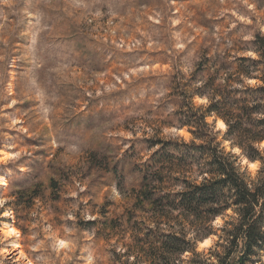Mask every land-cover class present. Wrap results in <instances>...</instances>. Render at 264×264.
Wrapping results in <instances>:
<instances>
[{
  "label": "rangeland",
  "instance_id": "obj_1",
  "mask_svg": "<svg viewBox=\"0 0 264 264\" xmlns=\"http://www.w3.org/2000/svg\"><path fill=\"white\" fill-rule=\"evenodd\" d=\"M257 31L264 0H0V264H108L88 217L124 220L149 146L191 139L173 88Z\"/></svg>",
  "mask_w": 264,
  "mask_h": 264
},
{
  "label": "trees",
  "instance_id": "obj_2",
  "mask_svg": "<svg viewBox=\"0 0 264 264\" xmlns=\"http://www.w3.org/2000/svg\"><path fill=\"white\" fill-rule=\"evenodd\" d=\"M239 44L242 46L236 42L237 48H234V41L226 40L216 46L217 52L212 55L204 51L182 87L173 88L182 97L175 111L178 128L186 127L191 139L158 138L149 146L151 149L156 147V151L139 168L141 180L137 189L132 188V207L125 211L124 220L122 218L117 223L103 215L101 220L89 221L96 231L101 228L102 231L98 232L110 247L108 264H177L178 259L183 264H192L193 261L196 264H220L225 257L224 264H256L260 257H264V172L259 170L264 167V148L260 147L264 140V33L257 31L252 39ZM219 46L224 49L220 50ZM176 75L180 74L177 72L173 77ZM194 97L205 99L206 103L195 105ZM208 117L224 123L223 140L212 136L218 131L213 130ZM224 139L231 150L238 149L239 157L248 162L259 161L253 176L249 171L243 176L237 171L242 169L239 163L224 159L225 153L218 147ZM193 174L204 176L209 183L227 179V183L233 186V193L237 188V196L227 198L231 201L227 207L220 199L206 201L198 206L199 217L197 211L183 206L173 208V204L180 203L179 197L184 196L181 203L196 209L195 202L199 204L225 185L223 181L218 182L204 189L199 196L187 194L201 186L193 182ZM181 187L184 191L177 193L175 190ZM173 196L177 199L170 204ZM217 208L223 212L216 211ZM229 208L238 211L234 220L225 222L231 227L222 231L226 235L231 233L236 245L235 242L225 244L214 253L209 249V256L205 258L197 251L194 239L187 237L189 233L194 237L203 235L201 225H208L205 216L221 217ZM170 210L177 213L175 220L170 219ZM185 213L188 219H185ZM151 224L156 227H150ZM160 225L172 230L166 232ZM182 231L183 235H178ZM216 232L209 228L208 236L216 235ZM217 238L219 245L220 238ZM244 240L245 246L241 248ZM120 247L125 248L123 253L117 250ZM180 249L183 251H176ZM187 252L192 254L185 256ZM127 257L134 258L127 261Z\"/></svg>",
  "mask_w": 264,
  "mask_h": 264
},
{
  "label": "clouds",
  "instance_id": "obj_3",
  "mask_svg": "<svg viewBox=\"0 0 264 264\" xmlns=\"http://www.w3.org/2000/svg\"><path fill=\"white\" fill-rule=\"evenodd\" d=\"M249 7H251V5H249ZM246 39H247V37H246ZM178 47L183 48L184 45H178ZM247 55L251 56L252 53L249 52V53H247ZM191 71H192V68H190V67L185 69V72H191ZM237 86H239V85H237ZM199 103H205V101H202L201 100V101H199ZM222 128H224V127H222ZM146 131L148 132L149 135H151V129H146ZM128 135L131 136L132 134L129 133ZM136 135L139 136L140 133L137 132ZM218 135H219V133H213L212 136H215L216 137ZM225 141H227V140H225ZM218 147L221 148L222 153H225L224 159L231 160L234 163H239V161H238V157L240 155L239 152H237L235 156H232L230 153L227 152L226 145H224V141H221L220 144H218ZM260 147L261 148H264V142H262L260 144ZM154 151H156V150L153 149V152ZM233 151H235V149H233ZM151 154L152 153H150V155ZM145 159H148V157L146 156ZM211 162L214 164L213 159H212ZM243 163H244V168L237 169V171L241 172L243 174V176H247L249 169H251L253 172H256L257 169H258V166H259V161L252 162L250 164H249L248 161H247V163H246V161H244ZM253 164L256 165L255 169H253L252 167H250V165H253ZM259 170L261 172H264V167H260ZM192 179H193V182L194 183H196L198 185H201V186L200 187H197V188H194V189H191L187 194L195 193L197 196H199L200 193L204 189L209 188L212 185L217 184L218 182H222L223 181V182H225V185L223 187H221L218 191L212 193L211 195L207 196L205 199L201 200V202L199 204H197L195 202V204L197 206L196 209H193L191 207V205H186V204H182L181 203V201L183 200L184 196H180L179 197L180 203L179 204H173L172 205L173 208L179 209V208H181V206H183L184 208H188L190 210L197 211V216L199 217L200 216V213L198 211V206L201 205V204H204L206 201L220 199L221 202L224 203L225 207H227V205L231 202L227 198L228 197H233L234 195L237 196L236 195L237 188L235 187L236 190H235V193H233V191L231 190L233 188V186H232L231 183H227V179L226 180H222V181H214V182L209 183L208 180H206L204 176H195L194 174L192 176ZM202 181H203V184H201ZM249 187L251 188L252 185L249 184ZM175 191L177 193H180V192L184 191V188L183 187L177 188ZM113 192L115 193V188H113ZM116 195H119V194L116 193ZM164 199H167V197H164ZM176 199H177V196L171 197V199L169 200V203L171 204V201L172 200H176ZM215 210L216 211L223 212V209H220V208H217ZM207 211L211 212V211H213V209H207ZM237 211H238V209L229 208L227 214L222 215L221 217L212 218V217L205 216V219L208 220V225L207 226H204L203 224L201 225V231L203 232V235H196L194 237L193 234L189 233L187 239H189V240H193L194 239L195 243H199L200 244V249L202 251L203 250H206L208 248H213V253L215 252V250H218L220 246H223L225 244L230 243L231 245H233V242H235V245H236V240L231 238L232 234L231 233H228L226 235L224 233V231H222V229H224L225 227H228V228L231 227V224H226L225 222L226 221H229V220H234L235 217H236V212ZM5 214L8 215L9 213H5ZM168 215H169L170 219L175 220L176 219V216H177V213L171 212V210H170L169 213H168ZM184 215H185V219H188L186 213ZM88 219L95 220V217H88ZM177 223H179V221H177ZM150 227L155 228L156 225L155 224H151ZM160 227H161L162 230H164L166 232L172 230L171 228L167 227L166 225H160ZM209 228H212V229L217 230L216 235L208 236V230H209ZM10 234H11L10 232H6L5 233L6 236H8ZM178 235H183V231L181 233H178ZM217 237L220 238L219 239V245H217ZM205 241H208L209 242V245L207 247H201V245ZM195 243L192 245L193 250L195 248ZM245 243H246V240H244V241L241 242V248H244ZM117 250L119 252L123 253L125 251V248L120 247ZM176 251H183V249L176 250ZM228 251H231V248H229ZM191 254H192V252H187V253H185V256H188V255H191ZM241 256H243V254ZM133 258L134 257H127L125 259L127 261H131ZM97 259H99V258H97ZM224 259H227V257H225ZM224 259H221L220 264H224ZM251 259L255 260V257H251ZM86 264H93L92 257H89L87 259ZM177 264H183V262L178 259L177 260ZM192 264H196V262L193 261ZM256 264H264V257H260L259 260L256 261Z\"/></svg>",
  "mask_w": 264,
  "mask_h": 264
},
{
  "label": "bare ground",
  "instance_id": "obj_4",
  "mask_svg": "<svg viewBox=\"0 0 264 264\" xmlns=\"http://www.w3.org/2000/svg\"><path fill=\"white\" fill-rule=\"evenodd\" d=\"M220 123H223V122H222L220 119H218V120H217V124H218V126L220 125ZM223 124H224V123H223ZM224 128H225V125H224ZM250 163H252V162H249V164H250ZM0 185H5V182H0ZM9 230H10L9 232H10L11 234H13V235H14V234H17L16 229H14L13 227H9ZM11 234H10V235H11Z\"/></svg>",
  "mask_w": 264,
  "mask_h": 264
},
{
  "label": "snow or ice",
  "instance_id": "obj_5",
  "mask_svg": "<svg viewBox=\"0 0 264 264\" xmlns=\"http://www.w3.org/2000/svg\"><path fill=\"white\" fill-rule=\"evenodd\" d=\"M221 128L222 127H224V124L223 123H220V125H219ZM246 163H247V161H246ZM250 167H252L253 169H255V167H256V165H250ZM209 245V242L208 241H205L202 245H201V247H207Z\"/></svg>",
  "mask_w": 264,
  "mask_h": 264
}]
</instances>
